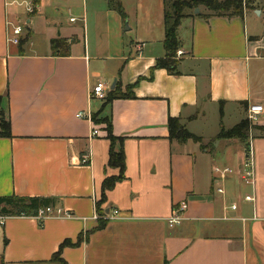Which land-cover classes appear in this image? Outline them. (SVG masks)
Masks as SVG:
<instances>
[{
    "label": "crops",
    "instance_id": "0c3cea01",
    "mask_svg": "<svg viewBox=\"0 0 264 264\" xmlns=\"http://www.w3.org/2000/svg\"><path fill=\"white\" fill-rule=\"evenodd\" d=\"M197 10L179 23L170 71L155 68L167 58L164 0H0V118L11 133L0 137V196L54 197L74 215L7 217L0 264H62L52 257L67 241L66 264H264V111L245 154L239 138L203 144L250 105L264 109V7ZM17 26L21 47L9 41ZM99 82L107 95L133 85V97L106 104ZM170 118L200 141L171 136ZM246 161L251 184L238 174ZM218 166L235 173L222 180Z\"/></svg>",
    "mask_w": 264,
    "mask_h": 264
},
{
    "label": "trees",
    "instance_id": "16d2710c",
    "mask_svg": "<svg viewBox=\"0 0 264 264\" xmlns=\"http://www.w3.org/2000/svg\"><path fill=\"white\" fill-rule=\"evenodd\" d=\"M39 0H35L37 3ZM201 5H204L208 10L212 11L210 15H204L206 18L212 15L216 16H227V17H234V16H242L245 11L253 10L257 6H254L250 3H246L244 0H164V9H165V27H166V35L164 45L167 52V58L158 60V63L155 68L157 67H165L170 71H173L171 68H175L176 61L172 60L171 58L176 54L178 48V40H177V28L179 26L180 21L189 14L186 12V9L193 10L195 8H199ZM122 14L124 12L121 10ZM191 11V15H193ZM125 16V15H124ZM28 41L27 38H22L20 40L19 46H23L25 42ZM61 46L60 41L54 40L52 41V49L54 51ZM56 54V53H54ZM64 54V53H62ZM65 54H69L67 51ZM133 85H129L127 87V93L123 94L117 88L115 90H111L106 98V104L111 102L116 98H128L132 96V88ZM92 120L96 122V117L92 115ZM101 121V120H100ZM97 121V122H100ZM0 137L3 136H10V124L8 120H6L5 116H1L0 122ZM169 128L171 131V136H182L183 138H190L195 141H200V138L189 133L185 129L182 128L178 121L170 118L169 119ZM251 128V124L247 120H243L236 126L231 129L222 128L218 138H239L242 142L247 145L248 134ZM108 129L110 130L111 128ZM110 132V131H109ZM111 133V132H110ZM109 137L112 141L116 138L111 134ZM207 147V146H206ZM123 157V154H117L111 149V157H110V164L111 165H118L121 167V170H124V161H118ZM57 205V200L54 197H44V196H18V195H11V196H0V215L4 216H20L22 214L26 216H34L38 213L41 208H45L47 206ZM105 213L104 211H100L102 215ZM103 222V221H102ZM104 223V222H103ZM100 224L102 227L104 224ZM71 243L69 241L64 242L60 247L61 250ZM60 252L53 255L52 261H58L62 264H66L63 260L60 259Z\"/></svg>",
    "mask_w": 264,
    "mask_h": 264
},
{
    "label": "built area",
    "instance_id": "2783aa9c",
    "mask_svg": "<svg viewBox=\"0 0 264 264\" xmlns=\"http://www.w3.org/2000/svg\"><path fill=\"white\" fill-rule=\"evenodd\" d=\"M74 19V18H73ZM72 19V20H73ZM22 31L23 28L20 26H17L13 29L12 31V36L9 38V41H11L12 43L19 45L20 40L22 39ZM182 51H178V54L181 55ZM93 94L95 95V97L97 99L100 100H105L107 97V90L105 85L102 82H99L95 85L94 89H93ZM264 111L263 106L259 105V104H254V105H250L249 109H248V116L252 121H257L259 118V115L262 114ZM78 117H84L88 120H92V115H84L83 112H80L77 114ZM93 121V120H92ZM98 134V130L94 129V131L92 132V135H97ZM89 157L86 156L85 159L83 160V163H88ZM215 172L220 176V179L225 180L228 176L232 175L235 173L234 169H232L231 167H215ZM238 174L240 175V178L242 179L243 182H245L246 184H251L253 183V179H254V169H253V164L251 161H246L242 167L238 170ZM217 191L219 193H223L224 189L223 187H218ZM253 197L248 195L245 197L246 201H253ZM232 209H237V205H232L231 206ZM187 209V203L186 202H182L179 207L175 208L173 210L172 216L170 217V224H175L177 223L179 220L182 219V214L183 212ZM119 214L118 210H113L112 212L103 215V218H107V219H115ZM73 214L69 211H65L63 209H61L60 207L56 206V205H51V206H47L45 208H41L38 213L34 216H26L24 214L20 215V217H33L35 219H37L40 223H44V221H46L49 218H73ZM9 216H4V215H0V228H2L6 222V219Z\"/></svg>",
    "mask_w": 264,
    "mask_h": 264
},
{
    "label": "rangeland",
    "instance_id": "374dc122",
    "mask_svg": "<svg viewBox=\"0 0 264 264\" xmlns=\"http://www.w3.org/2000/svg\"><path fill=\"white\" fill-rule=\"evenodd\" d=\"M246 3H250V4H252V5H254V6H258V7H264V0H244ZM197 9H200L201 10V12H204V13H206L207 12V14H210V12L212 13V11H210V10H208V8H206L204 5H201L199 8H195V9H193V10H189V9H186L185 11L186 12H191L192 11V13H196V10ZM210 11V12H209ZM210 112H213V110H211ZM0 120H1V118H0ZM245 120H247L250 124H251V128H253V127H255V126H257V124H256V122L255 121H252L249 117H247V119H245ZM227 123H225V124H227V126H229V127H231L232 126V124L234 123V122H236V121H234V120H231V122L232 123H230L229 121H226ZM212 124H213V122L211 123V126H209V128L206 130V131H208L209 129H211V128H213V126H212ZM203 126V125H202ZM204 127V126H203ZM205 128V127H204ZM250 133H252V132H249V134H248V136L250 135ZM218 139V140H217ZM212 139H210V138H208V139H205L204 140V143L203 144H205L206 146H207V148L208 149H210V150H213V151H215L216 150V147H217V143L218 142H220V140H219V138L217 137L215 140V142H213V141H211ZM239 151H241L242 152V154H245V152L247 151V146H246V144H244L243 142H240L239 141ZM218 163H219V161H218ZM220 166V165H219ZM233 168V167H232ZM235 171V170H234ZM2 228H0V230H1Z\"/></svg>",
    "mask_w": 264,
    "mask_h": 264
},
{
    "label": "water",
    "instance_id": "95a60500",
    "mask_svg": "<svg viewBox=\"0 0 264 264\" xmlns=\"http://www.w3.org/2000/svg\"><path fill=\"white\" fill-rule=\"evenodd\" d=\"M196 12H198V10H196ZM259 11H257V13H258Z\"/></svg>",
    "mask_w": 264,
    "mask_h": 264
}]
</instances>
